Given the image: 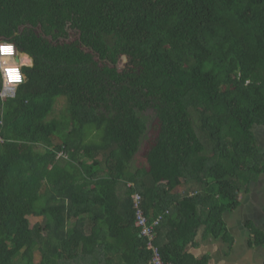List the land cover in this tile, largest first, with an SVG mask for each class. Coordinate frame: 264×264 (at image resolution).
<instances>
[{"label":"trees","instance_id":"16d2710c","mask_svg":"<svg viewBox=\"0 0 264 264\" xmlns=\"http://www.w3.org/2000/svg\"><path fill=\"white\" fill-rule=\"evenodd\" d=\"M0 40L34 58L0 98V264H149L134 193L165 264H207L264 175V0H0Z\"/></svg>","mask_w":264,"mask_h":264},{"label":"crops","instance_id":"0c3cea01","mask_svg":"<svg viewBox=\"0 0 264 264\" xmlns=\"http://www.w3.org/2000/svg\"><path fill=\"white\" fill-rule=\"evenodd\" d=\"M262 176L251 185L250 192L241 195L240 207L224 214L230 238L216 237L206 226H202L186 249L189 254L198 260L207 259V264H264V246L252 244L253 231L249 227L252 223L256 229L264 232V182L261 187L263 198L253 190L261 183Z\"/></svg>","mask_w":264,"mask_h":264},{"label":"clouds","instance_id":"9594fccd","mask_svg":"<svg viewBox=\"0 0 264 264\" xmlns=\"http://www.w3.org/2000/svg\"><path fill=\"white\" fill-rule=\"evenodd\" d=\"M33 67L30 53L18 49L14 42L0 40V94H14L27 80V72L22 69Z\"/></svg>","mask_w":264,"mask_h":264},{"label":"built area","instance_id":"2783aa9c","mask_svg":"<svg viewBox=\"0 0 264 264\" xmlns=\"http://www.w3.org/2000/svg\"><path fill=\"white\" fill-rule=\"evenodd\" d=\"M23 71V69H22ZM24 72V71H23ZM22 86V85H21ZM20 87V86H19ZM18 87V89H19ZM17 89V91H18ZM2 91V90H1ZM17 91L12 93L0 94V98L3 101L9 99H14L16 97ZM0 143H4V139L0 137ZM131 186V185H130ZM136 222L135 225L140 232V237L146 239L148 249L152 252L153 257L149 264H165L160 249L156 245V228L163 222L164 216L160 215L157 218L150 220L144 213L142 209L143 197L140 193H134L132 195Z\"/></svg>","mask_w":264,"mask_h":264},{"label":"rangeland","instance_id":"374dc122","mask_svg":"<svg viewBox=\"0 0 264 264\" xmlns=\"http://www.w3.org/2000/svg\"><path fill=\"white\" fill-rule=\"evenodd\" d=\"M126 62H127L126 58L122 59L120 62V68L123 67ZM66 107H67V101H66V99L62 98L57 103L56 112L60 113L61 110L65 109ZM145 118H146L149 130L143 139L141 150H140L139 154L137 155L136 160L134 162L136 167H141L143 165V163L145 162L147 154H148L149 150L151 149V147L154 145L156 138H157V135H158L159 130H160V122H159L158 118H156L155 113L152 110L146 112ZM255 130L258 134V140L260 142L259 144H261V146L264 147V127L263 128H256ZM262 182H264V177L262 178L261 183L257 184V186H255V189H253L254 191H258L257 194L260 195V197H262V194H261ZM31 221H32V225H35L37 222L44 223V219H40V217H38V215L32 216ZM39 259H40V257H39ZM79 264H81V263H79Z\"/></svg>","mask_w":264,"mask_h":264}]
</instances>
